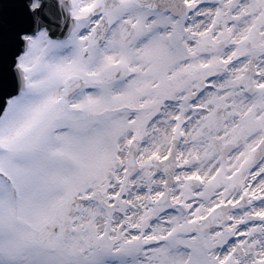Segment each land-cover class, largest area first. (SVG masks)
Here are the masks:
<instances>
[{"label": "snow or ice", "instance_id": "obj_1", "mask_svg": "<svg viewBox=\"0 0 264 264\" xmlns=\"http://www.w3.org/2000/svg\"><path fill=\"white\" fill-rule=\"evenodd\" d=\"M0 264H264V0H0Z\"/></svg>", "mask_w": 264, "mask_h": 264}]
</instances>
